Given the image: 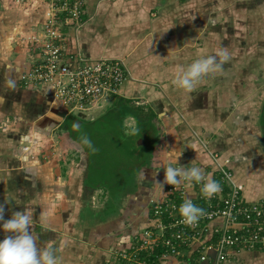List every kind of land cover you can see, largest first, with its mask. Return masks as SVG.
Instances as JSON below:
<instances>
[{"label": "crops", "instance_id": "crops-1", "mask_svg": "<svg viewBox=\"0 0 264 264\" xmlns=\"http://www.w3.org/2000/svg\"><path fill=\"white\" fill-rule=\"evenodd\" d=\"M84 16L80 28L67 30L68 61L76 65L80 55L124 61L130 77L96 114L122 109V138H147L153 129L150 154L109 191L94 180L97 154L81 151L66 124L69 116L90 118L74 114L48 86L21 81L37 51L31 41L42 31L40 4L0 0L4 219L27 209L38 246L52 248L58 264H264V247H230L221 261L206 249L221 233V218L201 225V243L183 246L181 256L164 254L161 246L133 261L119 256L140 247L143 231L154 224L151 202L170 196L168 185L161 191L158 182L176 160L217 182L222 164L232 172L241 202L264 204V0H86ZM220 48L231 57L221 72L191 93L176 88L181 66ZM6 78L15 81V90L6 87ZM199 190L195 183L187 186L191 197ZM42 214H50L47 228Z\"/></svg>", "mask_w": 264, "mask_h": 264}, {"label": "built area", "instance_id": "built-area-1", "mask_svg": "<svg viewBox=\"0 0 264 264\" xmlns=\"http://www.w3.org/2000/svg\"><path fill=\"white\" fill-rule=\"evenodd\" d=\"M13 5L28 4L31 0H1ZM43 10L41 35L32 39L36 47L32 66L21 75L25 86L46 85L53 96L71 111L87 112L100 107L112 95L119 93L129 71L120 58L88 59L80 54L78 64L68 61L67 30L80 28L86 21V0H35ZM216 158V156H214ZM221 191L211 199L202 195V184L195 197L187 193V185L179 190L168 185L167 195L152 203L154 224L143 231L138 248L123 251L120 257L128 261L147 256L156 247H163L164 254L181 256L183 246L201 243V225L221 218L223 228L213 249L217 260L226 257L225 249L240 246L254 249L264 247V204L241 202L240 191L233 182L232 172L218 163ZM185 198L205 210V215L194 226L180 222L178 208ZM203 244H200L202 246ZM205 258V257H201ZM191 264H196L191 263Z\"/></svg>", "mask_w": 264, "mask_h": 264}, {"label": "clouds", "instance_id": "clouds-1", "mask_svg": "<svg viewBox=\"0 0 264 264\" xmlns=\"http://www.w3.org/2000/svg\"><path fill=\"white\" fill-rule=\"evenodd\" d=\"M231 59L230 53L220 48L214 54L201 56L188 64L181 66L173 79L176 88L191 93L205 78L223 70L225 63ZM5 85L9 90H15L16 83L11 78H6ZM4 96H0L3 103ZM77 130L79 124H74ZM77 147L81 151L94 153L97 151L87 136L78 139ZM169 164L164 167L165 176L160 185L163 191L164 185H171L179 190L183 186L202 184V195L205 199H211L221 191L219 182L208 178L199 167L185 168ZM159 170L156 172L158 173ZM155 174V173H154ZM4 206L0 205V229L5 233V238L0 241V264H58V258L50 247L41 248L37 243V236L32 231L33 218L26 209L24 212L16 211L10 219H4ZM180 222L187 226H194L205 215V210L194 204L191 199L185 198L178 208ZM50 214H42L41 222L47 228V220Z\"/></svg>", "mask_w": 264, "mask_h": 264}, {"label": "rangeland", "instance_id": "rangeland-1", "mask_svg": "<svg viewBox=\"0 0 264 264\" xmlns=\"http://www.w3.org/2000/svg\"><path fill=\"white\" fill-rule=\"evenodd\" d=\"M106 103L104 101L100 108L85 112L92 115L86 116L83 114L84 112L72 111L78 116L89 117V122H84L77 116H69L66 124L76 137L87 136L97 149L94 152L97 154V168L96 172H93L96 177L94 178V175L90 174L98 184L105 185L103 188H107L109 191L118 183L120 174L132 172L139 163H143L142 160L150 154V147L142 146L139 153L134 155L136 148L132 149L134 146L132 137L122 139L119 131L118 114L122 112V109L112 108L104 113L96 114L99 113L98 110L107 105ZM74 124H79L80 128L77 130L73 127ZM38 155H40L39 152ZM94 180L93 183H96Z\"/></svg>", "mask_w": 264, "mask_h": 264}, {"label": "trees", "instance_id": "trees-1", "mask_svg": "<svg viewBox=\"0 0 264 264\" xmlns=\"http://www.w3.org/2000/svg\"><path fill=\"white\" fill-rule=\"evenodd\" d=\"M145 114H146V115H145ZM119 115H120V114H118V119H119ZM144 115H145L146 118H149V117L151 116V113H144ZM82 121H84V122H87V121H88V122H89L90 120H87V121H86V120H82ZM150 126L153 127L152 125H149L148 127L151 128ZM120 127H121V123H120V119H119V131H120V134H121V136H122L123 133H122ZM154 130H155V129H154ZM147 131H148V132H147V133H148V134H147V138H142L141 136L139 137V136H137V135H136V137H132V142L134 143V146H133L132 149H135V148L138 149V148H141L142 146H146V145L149 146V147L151 146V148H152V145H151V144L153 143V140H154V139L151 140V137H150V136L152 135L151 133H153V129H152V131H150L149 129H148ZM122 139H124V138H122ZM122 139H121V140H122ZM123 141H124V140H123ZM139 142H140V143H139ZM132 149H131V150H132ZM156 251H157V250H156ZM143 253H144V256L147 257V251H146V252H143ZM153 258H154V257H151V259H153Z\"/></svg>", "mask_w": 264, "mask_h": 264}]
</instances>
